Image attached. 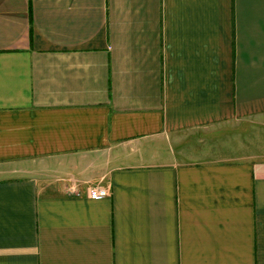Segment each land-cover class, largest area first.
Masks as SVG:
<instances>
[{"label": "crops", "instance_id": "1", "mask_svg": "<svg viewBox=\"0 0 264 264\" xmlns=\"http://www.w3.org/2000/svg\"><path fill=\"white\" fill-rule=\"evenodd\" d=\"M0 264H264V0H0Z\"/></svg>", "mask_w": 264, "mask_h": 264}, {"label": "built area", "instance_id": "2", "mask_svg": "<svg viewBox=\"0 0 264 264\" xmlns=\"http://www.w3.org/2000/svg\"><path fill=\"white\" fill-rule=\"evenodd\" d=\"M88 194L91 199H100L106 196L107 191L103 187H95V188H91Z\"/></svg>", "mask_w": 264, "mask_h": 264}]
</instances>
